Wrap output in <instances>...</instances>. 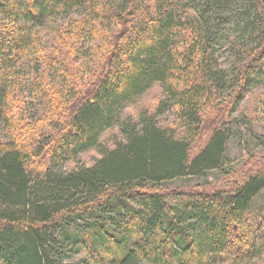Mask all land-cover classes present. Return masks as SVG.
<instances>
[{"label": "trees", "instance_id": "1", "mask_svg": "<svg viewBox=\"0 0 264 264\" xmlns=\"http://www.w3.org/2000/svg\"><path fill=\"white\" fill-rule=\"evenodd\" d=\"M156 84L154 110L122 118ZM263 86L264 0H0V264H252L264 167L205 175Z\"/></svg>", "mask_w": 264, "mask_h": 264}, {"label": "rangeland", "instance_id": "2", "mask_svg": "<svg viewBox=\"0 0 264 264\" xmlns=\"http://www.w3.org/2000/svg\"><path fill=\"white\" fill-rule=\"evenodd\" d=\"M47 29L48 28L46 27H42V30L44 31ZM262 95H264V86L255 90L251 95L246 94L245 100H240L237 104L236 110L230 115L228 128L231 131L230 134L227 135L228 142L225 151V164L222 169L210 171L205 175V179L208 180L209 183L217 184L222 181L225 183H232L236 180L237 175L247 173L258 167H264V106H261L262 101L259 100ZM160 99L161 88L156 84L141 97L128 104L122 112V118L131 117L134 120H137L142 112L154 110ZM33 105L37 107L35 102ZM38 109L40 111V108ZM246 109L248 114L250 113L252 119L245 118L242 120L237 118L240 116V113L244 112ZM36 110L29 113V115H34ZM49 110V107H47L46 110L43 107L41 110L43 115L41 117H45ZM42 121L43 120L41 119L37 124L42 123ZM27 123L30 125L26 127L27 129L34 126V124L29 123V121H27ZM159 123L165 128L175 127V125H178V120L172 113H167L159 119ZM205 127L206 128L202 133L203 139L206 138V135H208L209 131L212 129L210 122H208ZM178 131L180 135H183L184 130L182 131L181 129H178ZM5 139L6 132L4 126L0 123V141ZM118 139V126L107 130L101 136V142L104 147H112ZM194 147L195 150H197L202 147V143L198 140ZM97 157H99V155L96 150H89L80 156L77 164L68 163L66 167L69 170H72L79 166H90ZM231 172H233L232 175ZM202 182L203 181H201V183ZM196 183L197 181L193 178H187L175 181L169 185H171V187H184ZM260 200L264 201V193L263 196L260 197ZM78 259H81V257L77 256L74 257V259L69 258L65 263L72 264ZM252 264H264V254Z\"/></svg>", "mask_w": 264, "mask_h": 264}]
</instances>
